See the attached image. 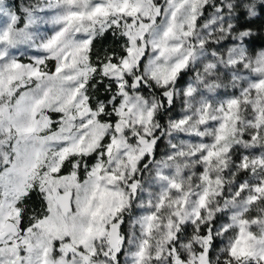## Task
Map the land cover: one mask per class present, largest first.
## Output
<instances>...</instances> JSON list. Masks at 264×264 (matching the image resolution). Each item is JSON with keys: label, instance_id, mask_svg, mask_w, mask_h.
<instances>
[{"label": "snow or ice", "instance_id": "obj_1", "mask_svg": "<svg viewBox=\"0 0 264 264\" xmlns=\"http://www.w3.org/2000/svg\"><path fill=\"white\" fill-rule=\"evenodd\" d=\"M240 9L0 0V264H264V47Z\"/></svg>", "mask_w": 264, "mask_h": 264}, {"label": "trees", "instance_id": "obj_2", "mask_svg": "<svg viewBox=\"0 0 264 264\" xmlns=\"http://www.w3.org/2000/svg\"><path fill=\"white\" fill-rule=\"evenodd\" d=\"M35 2V0H9V3L15 7L18 11L21 4H27ZM207 15V12H206ZM238 29L250 28L255 33L253 37L250 38V49L255 51L259 48L264 47V6H259L258 13L255 17L249 18L248 16L242 17L237 22ZM96 47L99 49L114 47L115 43L110 33L106 34L105 37L98 39L96 42ZM188 74V73H187ZM182 75L179 84L181 85L185 76ZM100 87V92L98 93L100 99L106 98V93L103 92L102 86ZM176 111V110H175ZM173 112V114L175 113ZM163 122V121H162Z\"/></svg>", "mask_w": 264, "mask_h": 264}, {"label": "rangeland", "instance_id": "obj_3", "mask_svg": "<svg viewBox=\"0 0 264 264\" xmlns=\"http://www.w3.org/2000/svg\"><path fill=\"white\" fill-rule=\"evenodd\" d=\"M245 2H251V0H245ZM255 2H256V11H257V13H258V8H259V6H264V0H255ZM27 4H28V3H27ZM246 16H248V15H247V11L244 10V9H240V10L238 11V13H237V17H238V18H237V20H236V24H237V22H238L242 17H246ZM4 23H5L4 18H3V17H0V27H3V26H4ZM50 27H51L50 25L45 26L46 29H48V28H50ZM237 28H238V26H237ZM21 50H25V51L27 52V54H29V55L35 53V50L27 49V46H22V49H21ZM192 75H193L192 72H188L187 76H185V78H184V80H183V82H182V84H181L180 86L185 85L186 82L189 80V78H190ZM223 93H224V90H220L219 93H218V95H221V96H222ZM179 109H180V104L178 103V104H177L176 111H175V113H174L173 115H177L178 112H179ZM53 118L55 119L56 117H53ZM181 138H183V139H188V137H186V136H182ZM161 148H163V144L161 145ZM200 170H201V169H199V168L197 169V171H200ZM217 243H219V241H218Z\"/></svg>", "mask_w": 264, "mask_h": 264}]
</instances>
